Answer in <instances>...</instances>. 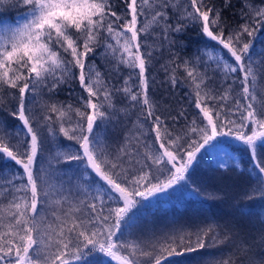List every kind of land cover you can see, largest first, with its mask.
Segmentation results:
<instances>
[{
    "label": "snow or ice",
    "instance_id": "snow-or-ice-1",
    "mask_svg": "<svg viewBox=\"0 0 264 264\" xmlns=\"http://www.w3.org/2000/svg\"><path fill=\"white\" fill-rule=\"evenodd\" d=\"M123 4L125 10L120 13L113 0H0V10L6 5L25 9L19 26L0 29V103L5 96H12L16 108L10 114L26 130L21 138L20 131L13 136L6 126L0 128V158L23 170L7 177L0 173L6 185L0 187V264H89V257L97 253L118 264H179L168 258L226 242L236 251L227 258H205L202 264H264V257L257 258L252 251L254 242L249 243L234 227L218 231V226L209 224L194 232L175 231L148 242L118 236L124 228L132 227L133 209L141 201L185 181L197 154L205 146H214L212 142L218 137H233L250 150L256 186L243 198H264V157L258 151L264 147V99L258 101L255 90L252 43L243 38L264 27V8L249 4L245 22L226 35L220 12L205 0H185L183 4L176 0H123ZM170 8L179 13L175 25L168 23ZM149 15L151 25L138 28L139 18ZM179 20L199 24L201 32L222 45L234 61L216 58L224 73L220 91H214L207 83L211 77L188 61L176 63L173 58L161 66L168 72L169 65H174L168 83L175 88L182 81L190 89L189 95H195L194 106L199 111L182 132H176L157 114L148 95L147 74L158 44L171 45L169 34L186 27ZM153 25L160 31H150ZM141 33L145 34L143 40ZM149 36L158 40L149 43ZM98 49H103L106 58L132 70L122 87L106 84L99 68L88 62ZM206 54L213 60L211 53ZM179 68L186 73L183 78L176 74ZM236 73L240 75L227 83ZM133 75L135 85L129 83ZM73 80L87 93L80 97V107L68 105L65 109L45 101L42 117L31 110L29 97L35 99L46 90L51 100V94ZM133 87L138 90L133 91ZM117 93H123L131 107L139 106L142 119L136 121L134 137H126L123 146L112 153L95 129L98 121L106 123L115 115L113 99ZM49 111L57 114L55 121ZM69 111L78 119L66 127L64 118L71 119ZM179 116L185 117L184 111ZM56 122L59 133L75 141L78 148L58 151L49 158L47 167L41 164L37 169L43 143L38 127H46L55 136ZM146 123L150 124L147 130ZM149 133H154L150 142L144 139ZM61 161L80 162L81 178L94 173L107 187L98 185L93 190L84 187L80 179L74 185L64 181L54 185V165ZM258 240L264 245V233Z\"/></svg>",
    "mask_w": 264,
    "mask_h": 264
},
{
    "label": "trees",
    "instance_id": "trees-1",
    "mask_svg": "<svg viewBox=\"0 0 264 264\" xmlns=\"http://www.w3.org/2000/svg\"><path fill=\"white\" fill-rule=\"evenodd\" d=\"M176 2L183 4L185 0H176ZM205 2L220 12L226 35L230 31L237 30L245 22L244 14L249 11V4L256 8H264V0H205ZM113 3L118 12H124L123 0H113ZM24 12L23 7L6 5L3 10H0V29L4 26H19L24 19ZM169 12L171 18L168 23L175 25L178 22L179 13H174L171 8ZM128 18L130 19V16ZM179 22L186 24V27L179 33L171 32L169 34L173 41L171 45L167 42L158 44L159 51H153L154 59L149 65L147 73L150 80L149 98L156 105L157 114H160L165 123L174 128L176 132H182L185 126L196 117L199 110L194 106L195 95H189L190 89L182 81L175 88L168 83L174 65H169L168 72H165L161 66L169 64L173 58L176 63L188 61L190 64L196 65L200 72L211 77L207 83L214 91H220L222 90L221 84L224 83V73L217 66L216 58L223 57L228 63H234L233 58L226 49L222 48V45L212 41L201 32L199 24L187 23L184 20H179ZM145 23L151 25L150 15L141 16L137 27H142ZM150 31L159 32L160 28L153 25ZM144 38L145 34L141 33L140 39ZM243 38L252 43L250 55L254 62L255 90L259 101L264 99V27L258 28L254 36L248 37L245 34ZM148 39L149 43H153L154 39L158 40L152 36H149ZM112 43L115 42L112 41ZM102 52L103 49H98L95 55L89 56L88 62L94 63L99 68L106 84L122 87L124 79L132 70L125 65H118L111 57L106 58ZM206 53H211L213 60H209ZM135 71L138 72V69ZM176 74L180 78L186 76L182 68L176 69ZM239 75V73L233 74L227 83H232V80ZM152 77H155L154 81ZM129 83L135 85L137 78L133 75V79ZM236 87H239V81H237ZM137 90V87H133V91ZM6 91L13 92L14 90L7 89ZM86 95L87 93L80 88L78 80H73L70 84L61 85L55 93L51 94V100H49L46 90L43 94H37L35 99L29 97V106L38 117H42L45 114L42 107L45 101H48L49 105L56 103L65 109L68 108V105L76 108L81 106L80 97ZM113 103L115 104L113 110L115 115L106 123L101 124L98 121L95 131L103 138L107 150L115 153L119 147L123 146L126 137H134L138 131L136 121L142 117L139 106L131 107L130 101L123 93L115 94ZM15 108L16 101L12 96H5L3 103H0V128L6 126L7 131L11 132L13 136L17 131H20L22 138V134L26 130L23 129L22 123L10 114ZM181 111H184L186 118L179 116ZM47 114L52 117V120H56V113L49 111ZM68 115L71 119L64 118L66 127L78 119L73 111H69ZM171 116H177L178 119L173 121ZM47 123L44 122L45 125ZM53 127L56 130L55 136L50 135L46 127H38L43 143L41 153L37 157V169L41 164L47 167L49 158L55 157L58 151L67 152L78 148L75 141H70L62 133H59V122L53 124ZM149 127L150 124L146 123L145 130ZM153 138L154 133H149V136L144 139L150 142ZM216 141L229 148L233 154L232 160H228L226 163L227 167L215 164L208 146H205L197 154V159L193 162L185 181L173 189L141 201L140 205L133 209L135 212L134 222L131 228L123 229L122 235L118 233L121 240L148 242L171 232L180 230L194 232L198 228L212 224L218 226V231L226 230L225 226L234 227L249 243L254 242L252 251L255 257H264V245L260 244L258 240L259 235L264 233V198L258 196L250 200L243 198L250 187L256 186L257 176L250 150L242 142H238L230 136L218 137ZM258 151L261 157H264V147L259 148ZM236 163L239 164V167H236ZM54 166L57 169L52 174L54 185L59 181L70 182L74 185L80 179L84 187L93 188V190L98 185L107 187L94 173L86 178H81L82 167L78 161H61ZM16 171L22 172L23 170L14 162L0 158V173L3 174V177ZM4 186H6L4 180L0 179V187ZM2 197L3 193H0V198ZM235 251L236 248L233 244L226 242L219 246L210 245L195 253L169 257L168 260L178 261L179 264H202L205 258L209 261L213 258H227L228 254ZM89 264H118V262L97 253L89 257ZM162 264H167V261Z\"/></svg>",
    "mask_w": 264,
    "mask_h": 264
},
{
    "label": "rangeland",
    "instance_id": "rangeland-1",
    "mask_svg": "<svg viewBox=\"0 0 264 264\" xmlns=\"http://www.w3.org/2000/svg\"><path fill=\"white\" fill-rule=\"evenodd\" d=\"M214 146H208L212 161L220 165L222 162L227 163L228 160H232V152L229 148L221 145L217 141L212 142Z\"/></svg>",
    "mask_w": 264,
    "mask_h": 264
}]
</instances>
